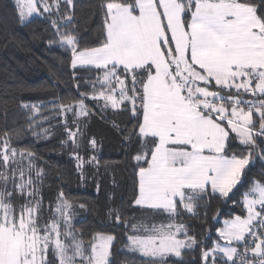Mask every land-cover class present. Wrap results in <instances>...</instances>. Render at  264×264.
Returning <instances> with one entry per match:
<instances>
[{
  "label": "snow or ice",
  "instance_id": "6c2138e0",
  "mask_svg": "<svg viewBox=\"0 0 264 264\" xmlns=\"http://www.w3.org/2000/svg\"><path fill=\"white\" fill-rule=\"evenodd\" d=\"M14 8L21 24L45 17L55 32L49 43L71 53L73 79L79 68L95 69V79L85 80L92 99L136 121L126 137L139 145L131 203L145 214L129 225L118 209L109 211L113 225L126 229L121 251L139 253L146 264H168L196 248L202 264H264V181L254 179L243 193L246 215L216 230L225 244L205 247L177 221L182 210L199 215L207 197L231 199L253 160L264 161V0H102L96 47H80L74 0H14ZM78 96L53 110L88 117L89 92ZM20 107L39 113L42 104ZM65 131L75 145L79 126L73 131L66 119ZM237 142L247 152L235 151ZM0 144V264H114L117 237L85 238L63 192L45 219L34 154L12 147L7 133ZM75 159L82 179L84 163L98 165L95 156ZM165 214L167 222L156 221Z\"/></svg>",
  "mask_w": 264,
  "mask_h": 264
},
{
  "label": "trees",
  "instance_id": "16d2710c",
  "mask_svg": "<svg viewBox=\"0 0 264 264\" xmlns=\"http://www.w3.org/2000/svg\"><path fill=\"white\" fill-rule=\"evenodd\" d=\"M101 2L74 0L72 26L75 28L74 34L79 36L80 47H96L103 39ZM54 37V29L45 17H33L21 24L17 19L14 0H0V138L7 133L12 147L34 154L36 169L32 176L35 177L36 171L42 172V183L38 182V186L43 198L45 219L50 216L58 195L63 192L73 205L72 223L85 238H90L95 232H106L117 237L113 248L114 264H146L139 253L129 252L126 248L121 251L127 243L126 229L123 225L114 226L115 217L108 214L110 210L118 209L122 219L129 221L130 225L134 222L136 210L144 211L131 203L136 195L137 179L136 162L132 157L139 145L135 142L136 136H132L131 143L126 137L136 121L132 119L130 111L114 110L110 106L105 108L103 100L97 102L92 99L85 80L95 79L97 71L79 68L76 70L79 79L74 80L70 66L71 53L58 44H50ZM77 84L80 85L79 89ZM81 92H89L86 103L90 113L100 121L96 155L98 165L94 164L92 169L90 163H84L83 179L75 155L88 161L86 157L93 148L90 144L93 139L91 114L86 118L74 117L71 112L62 114L53 110L59 103H69L79 98ZM22 103L42 104V107L39 113H34L20 107ZM66 119L73 131L77 125L81 130L75 138V145L65 131ZM74 119L75 125L72 123ZM114 124L118 127H114ZM44 130H47V134ZM234 150L247 152L238 142L234 144ZM27 163L25 159L24 166ZM254 179L264 181V161L258 157L230 194L231 199L207 197L200 204L204 205L210 200V205L200 207L197 210L199 215L182 210L177 221L187 225L188 234L203 241V246L212 247L218 239L222 241L216 230L224 226L225 220L235 215H246L241 201ZM79 205L85 207L81 209ZM168 264H202L200 249L185 250L182 259L170 257Z\"/></svg>",
  "mask_w": 264,
  "mask_h": 264
},
{
  "label": "rangeland",
  "instance_id": "374dc122",
  "mask_svg": "<svg viewBox=\"0 0 264 264\" xmlns=\"http://www.w3.org/2000/svg\"><path fill=\"white\" fill-rule=\"evenodd\" d=\"M33 17H37V16H33ZM33 17L28 18V20H30V19L33 18ZM39 17H41V16H39ZM90 117L92 118V125H91V130H92V131H91V132L93 133L92 136H93V139H95V141H96V145H95V147H93V148L88 152V157H86V159H88V160H89L90 157H93V156L96 157L97 152H98V149H99V148H97V147H98L99 136H100V132H99L100 121H99L95 116H93L92 114L90 115ZM82 158H83V157H82ZM90 165H91L90 168L94 169V164L90 163ZM144 214H145V211H140L139 209H137L136 212H135V217H136V218H139V217H141V216L144 215ZM147 214L150 215L151 212L149 211ZM156 221H157V222H160V221L167 222V215L165 214V215L157 216V217H156ZM134 222H135V220H134ZM134 222H133V223H134ZM220 243H221V244H225L226 241L222 239V241H221Z\"/></svg>",
  "mask_w": 264,
  "mask_h": 264
},
{
  "label": "crops",
  "instance_id": "0c3cea01",
  "mask_svg": "<svg viewBox=\"0 0 264 264\" xmlns=\"http://www.w3.org/2000/svg\"><path fill=\"white\" fill-rule=\"evenodd\" d=\"M180 238H183V236H181Z\"/></svg>",
  "mask_w": 264,
  "mask_h": 264
}]
</instances>
